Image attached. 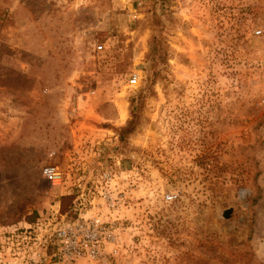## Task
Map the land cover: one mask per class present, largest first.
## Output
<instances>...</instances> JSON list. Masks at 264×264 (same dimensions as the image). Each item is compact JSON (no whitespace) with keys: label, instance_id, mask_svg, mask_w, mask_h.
<instances>
[{"label":"rangeland","instance_id":"1","mask_svg":"<svg viewBox=\"0 0 264 264\" xmlns=\"http://www.w3.org/2000/svg\"><path fill=\"white\" fill-rule=\"evenodd\" d=\"M78 197L117 264H264V0H0V264Z\"/></svg>","mask_w":264,"mask_h":264},{"label":"built area","instance_id":"2","mask_svg":"<svg viewBox=\"0 0 264 264\" xmlns=\"http://www.w3.org/2000/svg\"><path fill=\"white\" fill-rule=\"evenodd\" d=\"M102 48L103 45L97 46L98 50ZM131 82H137V75H133ZM42 174L53 185L61 184L66 178L65 171L56 164L44 165ZM103 177L107 182L113 180L109 173ZM175 197L174 194L164 195L167 201ZM101 199L106 207L116 210L124 198L110 188L102 194ZM75 205L78 217L55 231H45L44 239L32 237L34 231H18L20 238L26 241L32 239L34 244L30 245L27 251H23L22 255L16 256L18 261L9 264H117L115 257L120 253L119 242H116L118 227L115 223H104L97 213L86 216L82 197L76 199ZM107 243L114 245L110 252L112 260H109V254L105 250Z\"/></svg>","mask_w":264,"mask_h":264},{"label":"water","instance_id":"3","mask_svg":"<svg viewBox=\"0 0 264 264\" xmlns=\"http://www.w3.org/2000/svg\"><path fill=\"white\" fill-rule=\"evenodd\" d=\"M228 216V215H227Z\"/></svg>","mask_w":264,"mask_h":264}]
</instances>
